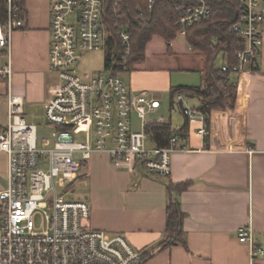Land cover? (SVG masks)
Returning <instances> with one entry per match:
<instances>
[{
    "label": "built area",
    "instance_id": "built-area-1",
    "mask_svg": "<svg viewBox=\"0 0 264 264\" xmlns=\"http://www.w3.org/2000/svg\"><path fill=\"white\" fill-rule=\"evenodd\" d=\"M179 17L182 25L207 18L206 0H197ZM7 14L0 20V82L12 74L13 32L24 26L22 0H6ZM239 16L231 29L242 46L237 62H224L223 70L243 72L256 64L263 44L264 0H237ZM108 0H50L51 44L49 62L56 73L52 94L44 104L45 128L28 122L21 101L9 90L8 122L0 131V152L8 159L7 180L0 189V264H136L141 250L122 233L89 227L87 201L70 197L81 167L93 153H107L115 166L169 176L171 154L185 150L172 136L167 147H147L146 124L165 121L154 116L160 98L147 90L131 91L122 74L131 70V36L125 24L115 25L121 49L114 72L78 73L75 65L88 51L106 48L111 34L106 21ZM185 36V30L180 31ZM177 100L186 97L177 93ZM190 120L199 119L202 135L207 127L197 108L184 105ZM133 116L138 120L134 126ZM250 244L251 257L264 254L254 242L251 226L237 230Z\"/></svg>",
    "mask_w": 264,
    "mask_h": 264
},
{
    "label": "crops",
    "instance_id": "crops-1",
    "mask_svg": "<svg viewBox=\"0 0 264 264\" xmlns=\"http://www.w3.org/2000/svg\"><path fill=\"white\" fill-rule=\"evenodd\" d=\"M23 2L24 26L12 35L11 79L0 82V131L8 122L9 90L20 99L26 120L38 124L56 80L49 62L50 0ZM262 29L256 64L231 74L237 85L235 108L213 109L204 135L198 131L202 122L190 121L178 141L186 149L171 154L170 179L191 181L179 195L187 245L157 251L140 264H264V254L253 259L250 244L239 241L237 233L249 224L254 242L264 247V23ZM202 66V54L185 36L179 34L169 45L154 36L144 61L127 72V84L131 91L156 94L161 102L156 116L166 120L162 108L165 102L170 107L171 89L201 84ZM7 168V154L0 152V189L6 185ZM77 179L85 191L82 200L91 208L90 227L122 233L144 251L163 239L165 180L139 165L119 168L107 153H93Z\"/></svg>",
    "mask_w": 264,
    "mask_h": 264
},
{
    "label": "trees",
    "instance_id": "trees-1",
    "mask_svg": "<svg viewBox=\"0 0 264 264\" xmlns=\"http://www.w3.org/2000/svg\"><path fill=\"white\" fill-rule=\"evenodd\" d=\"M197 0H108L106 21L111 34L107 39L104 66L114 72L121 68L118 63L121 49L115 25L123 23L131 36L132 50L128 59L131 69L144 61L146 47L154 36L162 37L169 45L182 29L185 38L193 49L203 57L202 83L199 85L175 86L170 91V109L178 107L183 112V102L177 100V93L197 98L195 107L203 113L206 127H209L211 111L215 108L234 109L237 98V85L231 81V70H223L224 62H237L235 53L242 46L241 40L231 27L237 21L239 8L237 0H206L210 12L200 22L182 25L179 17L185 8ZM23 0L22 16L24 17ZM7 14L6 0H0V20ZM222 62L219 64L218 59ZM190 120L180 127H173L170 120L150 122L145 126L148 138L155 146L167 147L174 135L184 137ZM148 173V172H146ZM165 180L167 190L166 224L163 239L150 250H141V258L136 264L151 258L157 251L175 244L187 245V235L183 228L185 212L182 210L179 195L186 190L191 181L173 182L169 176L148 173Z\"/></svg>",
    "mask_w": 264,
    "mask_h": 264
},
{
    "label": "rangeland",
    "instance_id": "rangeland-1",
    "mask_svg": "<svg viewBox=\"0 0 264 264\" xmlns=\"http://www.w3.org/2000/svg\"><path fill=\"white\" fill-rule=\"evenodd\" d=\"M104 54H105V50L103 47L84 53L77 62V64L75 65V70L78 73H84V72L91 73V72L103 71ZM221 62L222 60L219 58L218 63L220 64ZM127 76H128L127 73L122 74V77L125 79L126 82H127ZM183 103L184 105H188V106H196L198 105V100L197 98L194 97L192 98L185 97ZM169 108L170 107H168L167 103L165 102L162 110H163V115H165L166 117V120H170L173 127L181 126L185 121L184 113L181 112L178 107L172 108L171 110H169ZM36 121L39 124V128H38L39 137L43 135H49V132L45 128H42V125L45 123V117L39 116ZM152 145H153L152 141L149 138H147L146 146L151 147ZM72 186H73V190L72 193L70 194V197L74 199H83L85 191L84 188L80 185V182L74 181Z\"/></svg>",
    "mask_w": 264,
    "mask_h": 264
}]
</instances>
